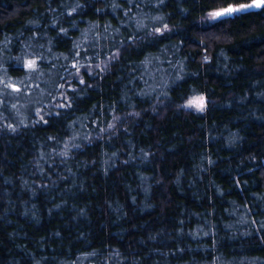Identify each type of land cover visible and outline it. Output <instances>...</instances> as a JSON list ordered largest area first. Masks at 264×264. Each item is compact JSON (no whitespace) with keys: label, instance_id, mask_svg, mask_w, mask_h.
<instances>
[{"label":"trees","instance_id":"16d2710c","mask_svg":"<svg viewBox=\"0 0 264 264\" xmlns=\"http://www.w3.org/2000/svg\"><path fill=\"white\" fill-rule=\"evenodd\" d=\"M252 1L0 0V264H264Z\"/></svg>","mask_w":264,"mask_h":264},{"label":"snow or ice","instance_id":"6c2138e0","mask_svg":"<svg viewBox=\"0 0 264 264\" xmlns=\"http://www.w3.org/2000/svg\"><path fill=\"white\" fill-rule=\"evenodd\" d=\"M254 3H255L256 7H260L261 5H264V0H254ZM251 6L252 5L241 6V7H251ZM239 10L240 9L229 7L227 9H223L221 11H217V12L211 13V16L213 18H215V17L223 16L225 14H230L232 12L239 11ZM33 64H34V62H30L29 67H32ZM189 104L190 105H194V106H196L199 109H203V107H204V98L203 97H199L197 99L189 101Z\"/></svg>","mask_w":264,"mask_h":264},{"label":"rangeland","instance_id":"374dc122","mask_svg":"<svg viewBox=\"0 0 264 264\" xmlns=\"http://www.w3.org/2000/svg\"><path fill=\"white\" fill-rule=\"evenodd\" d=\"M199 97H203L201 94H194V95H191L188 99H187V101H186V106L187 107H189L190 109H192V110H195V111H201V110H203L204 109V107H203V109H199V108H197L196 106H194V105H190L189 104V101H192V100H194V99H197V98H199ZM204 98V97H203ZM204 106H205V101H204Z\"/></svg>","mask_w":264,"mask_h":264},{"label":"water","instance_id":"95a60500","mask_svg":"<svg viewBox=\"0 0 264 264\" xmlns=\"http://www.w3.org/2000/svg\"><path fill=\"white\" fill-rule=\"evenodd\" d=\"M250 5H252V6H251L252 9H258V8L261 7V6H260V7H256V6H255V3H254V0L250 3ZM229 7H230V6H229Z\"/></svg>","mask_w":264,"mask_h":264}]
</instances>
